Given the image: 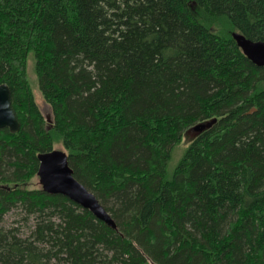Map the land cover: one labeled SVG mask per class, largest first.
Instances as JSON below:
<instances>
[{
    "label": "trees",
    "instance_id": "obj_1",
    "mask_svg": "<svg viewBox=\"0 0 264 264\" xmlns=\"http://www.w3.org/2000/svg\"><path fill=\"white\" fill-rule=\"evenodd\" d=\"M235 33L264 42V0H0L21 124L0 130V264H264V67ZM57 146L117 229L43 190Z\"/></svg>",
    "mask_w": 264,
    "mask_h": 264
},
{
    "label": "water",
    "instance_id": "obj_2",
    "mask_svg": "<svg viewBox=\"0 0 264 264\" xmlns=\"http://www.w3.org/2000/svg\"><path fill=\"white\" fill-rule=\"evenodd\" d=\"M239 48L244 55L256 66L264 67V42L252 41L240 34H234ZM46 121L52 124L51 112L44 110ZM217 119L200 123L188 131L191 138L211 128ZM9 129L12 134L19 133L21 124L12 108V92L8 85H0V130ZM40 167L38 176L43 190L50 195L67 197L83 209L90 211L96 218L106 223L109 227L117 229L111 215L101 205L96 196L81 184L73 175L68 161V155L60 150L42 153L39 155Z\"/></svg>",
    "mask_w": 264,
    "mask_h": 264
},
{
    "label": "rangeland",
    "instance_id": "obj_3",
    "mask_svg": "<svg viewBox=\"0 0 264 264\" xmlns=\"http://www.w3.org/2000/svg\"><path fill=\"white\" fill-rule=\"evenodd\" d=\"M29 79H30V82H31V84H32V86L34 88V91H35V94H36V97H37V101H38V103L41 106V109H42L43 114L45 112L44 111L45 109H47V111L50 112V110L48 109V107L44 106L43 99L41 97V94L38 91V84H37L36 76L34 74V70H33L32 64H30V63H29ZM187 138H189V135H188ZM56 150L62 151V148L60 146H57L56 147ZM175 161H177V157L175 159H173V162L172 163L174 165L176 164ZM19 221H20V219L16 216V213H8L5 216L4 222L2 224L5 227H10V226H13V225H17L16 223L19 222ZM28 230H29V228H22L23 233H26Z\"/></svg>",
    "mask_w": 264,
    "mask_h": 264
}]
</instances>
